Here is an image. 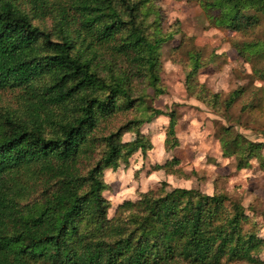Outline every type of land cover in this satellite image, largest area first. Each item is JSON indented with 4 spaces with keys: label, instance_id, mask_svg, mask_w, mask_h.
Segmentation results:
<instances>
[{
    "label": "trees",
    "instance_id": "16d2710c",
    "mask_svg": "<svg viewBox=\"0 0 264 264\" xmlns=\"http://www.w3.org/2000/svg\"><path fill=\"white\" fill-rule=\"evenodd\" d=\"M192 1L264 78V0ZM165 18L158 0H0V92L12 95L0 102V264L257 263L260 229L225 194L161 184L107 218L104 171L145 157L143 127L163 115L146 101L147 90L163 95L158 51L180 34ZM193 42L182 36L172 48L190 94L225 118L246 98L240 113L263 118L261 89L223 98L199 84L205 63ZM164 115L170 149L176 115ZM220 134L237 169L253 160L264 173L263 144ZM177 166L172 158L153 170L180 175Z\"/></svg>",
    "mask_w": 264,
    "mask_h": 264
},
{
    "label": "rangeland",
    "instance_id": "374dc122",
    "mask_svg": "<svg viewBox=\"0 0 264 264\" xmlns=\"http://www.w3.org/2000/svg\"><path fill=\"white\" fill-rule=\"evenodd\" d=\"M158 1L166 16L163 28L177 26L180 30L172 42L163 44L158 51L162 63L159 76L163 95L155 98L147 90V105L163 115L143 127L152 145L145 157L135 153L127 164H120L116 170L104 171L108 188L102 195L110 203L107 218H112L115 208L124 201H135L139 194L165 184L167 189L195 190L209 196L227 195L231 205L238 202L246 209L251 221L260 229L257 236L264 239V173L253 160L248 162V166L237 169L235 158L223 156L220 147V139H228L220 136V130L227 128L233 135H241L254 144H263L261 149L264 154V117L257 119V114L253 122L247 113H240L250 101L246 98L235 103L228 118L214 113L209 105L195 99L186 89L181 66L173 63L172 48L179 44L182 36L194 39L193 47L190 45L188 48L196 47L205 63V67L198 72V82L210 93H220L223 98L236 89L254 88L255 94L260 92L258 89L264 92V78L261 74H253L250 67L238 59L232 47L233 34L211 26L199 4L192 0ZM259 67L264 68V63ZM0 102L10 104V92H0ZM259 111L264 115V103ZM168 112H175L176 115L175 135L170 149L164 145L169 123L168 116L164 114ZM131 140L132 136L125 134L122 142ZM172 158L178 160L175 168L180 175L153 170L155 165H162ZM250 206L253 211L247 210ZM256 260L254 264H264V250L256 255Z\"/></svg>",
    "mask_w": 264,
    "mask_h": 264
}]
</instances>
